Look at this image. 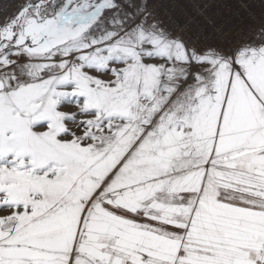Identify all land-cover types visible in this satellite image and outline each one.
Instances as JSON below:
<instances>
[{
    "label": "snow or ice",
    "instance_id": "1",
    "mask_svg": "<svg viewBox=\"0 0 264 264\" xmlns=\"http://www.w3.org/2000/svg\"><path fill=\"white\" fill-rule=\"evenodd\" d=\"M242 8L217 31L0 0V264H264V0Z\"/></svg>",
    "mask_w": 264,
    "mask_h": 264
},
{
    "label": "built area",
    "instance_id": "2",
    "mask_svg": "<svg viewBox=\"0 0 264 264\" xmlns=\"http://www.w3.org/2000/svg\"><path fill=\"white\" fill-rule=\"evenodd\" d=\"M250 0H162L163 10L177 25L191 23L194 28L203 25L209 30L236 26L246 17L242 5ZM257 8L256 12L259 13Z\"/></svg>",
    "mask_w": 264,
    "mask_h": 264
}]
</instances>
